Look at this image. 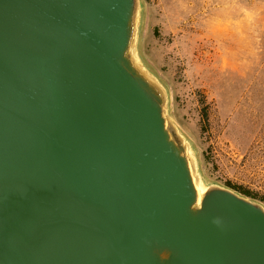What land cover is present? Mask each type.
Returning a JSON list of instances; mask_svg holds the SVG:
<instances>
[{
	"label": "water",
	"instance_id": "1",
	"mask_svg": "<svg viewBox=\"0 0 264 264\" xmlns=\"http://www.w3.org/2000/svg\"><path fill=\"white\" fill-rule=\"evenodd\" d=\"M144 17L0 0V264H264V204L204 174Z\"/></svg>",
	"mask_w": 264,
	"mask_h": 264
},
{
	"label": "rangeland",
	"instance_id": "2",
	"mask_svg": "<svg viewBox=\"0 0 264 264\" xmlns=\"http://www.w3.org/2000/svg\"><path fill=\"white\" fill-rule=\"evenodd\" d=\"M143 2L142 55L204 174L264 198V0Z\"/></svg>",
	"mask_w": 264,
	"mask_h": 264
},
{
	"label": "trees",
	"instance_id": "3",
	"mask_svg": "<svg viewBox=\"0 0 264 264\" xmlns=\"http://www.w3.org/2000/svg\"><path fill=\"white\" fill-rule=\"evenodd\" d=\"M204 117L206 118V115L203 116V118H204ZM225 185L228 186V187H231L232 189L238 191L239 193H241L242 195H244V196H246V197H249V198H252V199L258 200V201H260V202H262V203L264 204V198H260V197H258V196H256V195L251 194L249 191H246V190H243V189H241V188H238V187L232 186V185H230L229 183H225Z\"/></svg>",
	"mask_w": 264,
	"mask_h": 264
}]
</instances>
